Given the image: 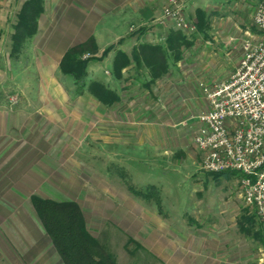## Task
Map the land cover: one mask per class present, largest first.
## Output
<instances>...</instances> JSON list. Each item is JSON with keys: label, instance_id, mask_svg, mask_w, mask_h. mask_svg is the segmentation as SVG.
<instances>
[{"label": "rangeland", "instance_id": "374dc122", "mask_svg": "<svg viewBox=\"0 0 264 264\" xmlns=\"http://www.w3.org/2000/svg\"><path fill=\"white\" fill-rule=\"evenodd\" d=\"M24 2L0 0V264H65L33 195L78 202L118 264H264V220L247 204L240 175L204 169L192 120L210 107L207 89L235 71L244 44L262 40L258 0H177L185 29L166 13L169 0L153 23L137 22L126 0H45L38 32L12 54ZM154 23L189 42L174 76H166L174 61L154 80L135 64L115 75L121 45L130 48L126 39ZM90 37L98 49L83 58L114 45L88 63L86 77L112 87L114 104L80 91L61 69L65 53Z\"/></svg>", "mask_w": 264, "mask_h": 264}, {"label": "built area", "instance_id": "2783aa9c", "mask_svg": "<svg viewBox=\"0 0 264 264\" xmlns=\"http://www.w3.org/2000/svg\"><path fill=\"white\" fill-rule=\"evenodd\" d=\"M166 13L176 27H187L177 0ZM254 22L263 33L258 43L244 44V55L225 81L208 90L210 107L192 117L194 140L208 172L241 173L247 204L264 220V0H258ZM195 28V27H193Z\"/></svg>", "mask_w": 264, "mask_h": 264}, {"label": "trees", "instance_id": "16d2710c", "mask_svg": "<svg viewBox=\"0 0 264 264\" xmlns=\"http://www.w3.org/2000/svg\"><path fill=\"white\" fill-rule=\"evenodd\" d=\"M44 11L45 0H25L18 13L12 36V54L20 52L23 44L38 32L39 18ZM187 44L189 42L185 34L181 30L173 29L165 44L139 43L134 47L132 57L125 51L118 50L113 59V72L120 76L123 69L134 62L138 69L147 67L151 79L154 80L169 71L171 61L182 59V46ZM113 48L114 45L107 47L100 57L83 58L85 50L96 52L98 49L95 39L90 37L87 42L72 46L61 62L62 71L75 79L80 91L87 87L91 94L106 105L114 104L120 96L101 80L87 83V66L92 60H102ZM210 173L216 177L231 174L242 176L235 171ZM133 193L142 195L143 191L134 189ZM31 199L37 216L65 264H118L114 254L90 231L85 213L78 202L57 201L37 195H33ZM129 241L142 248L132 237Z\"/></svg>", "mask_w": 264, "mask_h": 264}, {"label": "crops", "instance_id": "0c3cea01", "mask_svg": "<svg viewBox=\"0 0 264 264\" xmlns=\"http://www.w3.org/2000/svg\"><path fill=\"white\" fill-rule=\"evenodd\" d=\"M126 4H129L127 6H129L130 8V13H131V16L135 17V20L137 22L141 21V20H148V19H152L151 23L155 22L156 20H158V17L161 15V7H160V0H151L149 3L147 4H142V1L141 0H126ZM155 27H151V30L148 32V33H145L143 35H141L140 38H138L139 40L137 39H134L136 38L134 36V38H128L126 39L125 43H127V45H131L130 48H125L124 45H121L120 49H123L130 57H132V52H133V49L135 47L136 44L138 43H141V42H147V43H157L159 41H162L160 39V37H163V32L165 31L166 35L168 34V29L165 25L163 24H159V23H154ZM108 30L111 29L110 31H114L118 28L115 29L114 28H110L108 27L107 28ZM126 27L123 29L122 27H120L119 31H126L125 30ZM129 42V43H128ZM183 60H179L176 62V64L174 65H171V70L170 72L166 75H170L171 77L174 76V71L173 69H175L176 67H179L181 65V62ZM176 66V67H175ZM132 68L134 67V62H132L128 67L124 68L123 72L127 71V70H130L128 68ZM134 75L137 77V76H142V74L138 75V73H134ZM160 79H158L159 81ZM157 81V82H158ZM149 92V91H147ZM122 99V100H121ZM121 101H123V98L121 97Z\"/></svg>", "mask_w": 264, "mask_h": 264}]
</instances>
